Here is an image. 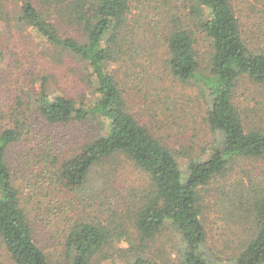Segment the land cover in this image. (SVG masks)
<instances>
[{"label": "trees", "instance_id": "16d2710c", "mask_svg": "<svg viewBox=\"0 0 264 264\" xmlns=\"http://www.w3.org/2000/svg\"><path fill=\"white\" fill-rule=\"evenodd\" d=\"M19 20L58 56H72L85 64L89 88L85 100L48 92L44 80L34 99L35 113L48 124L91 125L95 130L67 157L60 159L53 150L56 154L49 153L46 159L50 168L58 164L53 175L72 192L83 188L98 167L103 182L91 205L107 200L103 204L113 220L108 226L96 218L76 220L68 233L60 230L69 264H90L105 248L123 241L128 245L125 252L135 253L127 264H168L148 258L145 251L168 226L181 242L179 264H215L206 248L198 192L236 160L264 158V127H246L245 114L234 103L240 82L264 84V52L254 51L244 41L231 0H36L35 5H23ZM57 24L71 31L63 33ZM196 32L210 47L203 69ZM159 39L163 66L175 80L197 85L205 102L204 120L222 140L220 148L205 149L190 159L185 177L173 150L130 112L123 80H117L118 72L134 83L154 77L151 53ZM21 102L17 100L15 115L22 120L0 131V244L13 264H49L34 240L7 164L9 149L25 128L27 135L31 132ZM123 165L138 174L139 185L119 187L124 184L117 182ZM220 195L222 201L228 198ZM246 199L247 203L234 204L249 211L253 226L230 257L231 264H264V183L252 188ZM130 226L138 247L127 236Z\"/></svg>", "mask_w": 264, "mask_h": 264}, {"label": "rangeland", "instance_id": "374dc122", "mask_svg": "<svg viewBox=\"0 0 264 264\" xmlns=\"http://www.w3.org/2000/svg\"><path fill=\"white\" fill-rule=\"evenodd\" d=\"M26 2L35 5L36 0H0V131L22 120L15 115L20 99L27 111L26 120L31 132L27 135L25 128L24 135L9 149L7 164L33 227L34 240L47 256L48 263L69 264L67 249L63 247L65 236L60 230L68 233L71 223L76 220L92 222L96 218L107 226L113 220L104 205L107 200L101 199L96 207L91 205L103 182L98 167L91 172L83 188L72 192L62 188L53 175L58 164L50 168L51 163L46 160L49 153H55L53 150L60 153V159L67 157L76 144L87 142L95 130L91 125H51L35 113L34 99L42 80L48 92L77 101L87 98L89 88L83 62L68 55L58 56V52L19 20ZM231 3L248 47L264 52V0H231ZM52 23L56 24L55 21ZM57 27L63 33L71 31L62 24ZM196 39L203 69L210 55L209 42L198 32ZM153 44L151 57L155 76L134 83L118 72L117 80H123V94L130 112L173 150L185 177L189 160L205 149L220 148L222 140L204 120L205 102L197 85L175 80L163 66L161 39ZM234 96L236 107L245 114L246 127H264V84L242 81ZM48 147L52 149L47 151ZM129 168L125 165L120 168L117 182L124 184L119 187L128 183L139 185L138 174ZM262 183L264 158L238 159L223 175L199 190L202 223L208 239L206 248L215 264H231L230 257L248 238L253 218L246 208L241 209L234 202L247 203L252 188ZM220 192L228 198L225 196L222 201ZM226 198L228 201L225 202ZM126 228L127 236L138 247L135 230L132 226ZM180 245L175 230L168 226L157 234L154 242L146 245L145 251L147 257L155 258L156 262L179 264L177 249ZM127 246L124 241L115 243L113 249L105 248L90 264L132 262L135 253L127 254ZM0 264H13L1 244Z\"/></svg>", "mask_w": 264, "mask_h": 264}]
</instances>
